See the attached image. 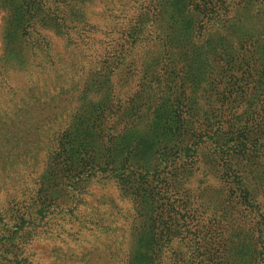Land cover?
I'll use <instances>...</instances> for the list:
<instances>
[{"label":"trees","instance_id":"1","mask_svg":"<svg viewBox=\"0 0 264 264\" xmlns=\"http://www.w3.org/2000/svg\"><path fill=\"white\" fill-rule=\"evenodd\" d=\"M95 1L0 0V83L25 71L71 103L14 221L34 226L49 208L76 235L117 230L122 257L108 264H264V0ZM50 34L77 62L68 70ZM98 179L129 203L120 220L73 212L79 183Z\"/></svg>","mask_w":264,"mask_h":264},{"label":"rangeland","instance_id":"2","mask_svg":"<svg viewBox=\"0 0 264 264\" xmlns=\"http://www.w3.org/2000/svg\"><path fill=\"white\" fill-rule=\"evenodd\" d=\"M97 3L96 0L94 4L97 6ZM2 17L3 13L0 11V39ZM50 35L53 55L62 56L60 68L68 70L70 65L77 62L70 59L64 41ZM75 52L73 50V54ZM143 58V68L148 76L146 82H149L159 59V51L148 50ZM8 76L6 84L0 83V127L4 126L0 129V219L3 222L0 223V229L6 224V228L0 230V263L22 264L27 258L31 264H108L109 258H121L117 245L121 240L119 231L104 234V231L91 226V230H80L76 235L78 228L64 222L68 220L61 219V216L67 214L66 211L41 209L34 226L14 221L11 216V207H14L12 201L18 203L12 212L15 214L16 210H25L31 203L28 199L30 192L27 196L20 195L21 190L33 187L34 181H31L29 172L33 167L36 171H42L46 163L47 146L54 133L59 131L62 125L60 123L65 122L71 103L67 104L64 98L56 97L57 84L47 86L42 81L37 84L40 77H30L25 71H11ZM73 83L60 82V90L64 85L70 88ZM89 89L93 105L101 103L105 107L107 100L103 95L99 96L95 82L89 83ZM155 89L156 86L151 90L143 88L134 102L143 104L147 95ZM201 89L199 92H202ZM21 90L27 96L22 100ZM10 92L14 95L11 96ZM196 104L201 107L204 104L200 93ZM15 109L19 110L16 112ZM13 110L16 112L15 116ZM130 113L135 115L134 110ZM93 114L97 116V109ZM94 120L97 121V117ZM102 183L104 181L99 179L82 180L78 185L79 193L73 212L86 216L87 219H99L105 217L103 212L106 211L112 215L110 219L114 217L120 220L118 211L128 210L129 203L119 197L118 190L112 183L105 186ZM85 187L90 188L88 195L82 193ZM31 210L35 212L39 208Z\"/></svg>","mask_w":264,"mask_h":264}]
</instances>
